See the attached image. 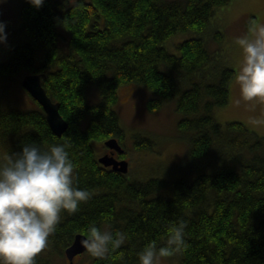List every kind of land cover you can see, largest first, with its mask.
I'll use <instances>...</instances> for the list:
<instances>
[{"label":"trees","instance_id":"obj_1","mask_svg":"<svg viewBox=\"0 0 264 264\" xmlns=\"http://www.w3.org/2000/svg\"><path fill=\"white\" fill-rule=\"evenodd\" d=\"M69 2L45 0L37 8L25 0L22 40L0 61V150L9 156L26 143L46 148L66 142L79 187L92 192L75 213L62 215L52 244L65 254L96 222L124 231L127 239L93 264H138L144 245L163 242L169 222L183 219L188 246L179 254L181 264H264V138L242 123L222 125L214 117L229 102L235 72L226 67L218 82H195L180 92L178 76L191 83L210 70L213 57L200 37L180 43L179 54L164 47L177 33L205 31L230 0ZM33 74L45 75L43 87L61 104L69 124L61 137L31 96L32 109L13 101L23 77ZM129 84L152 93V112L178 97L179 128L189 133L190 149L187 171L173 182L136 180L130 170L123 174L98 161L93 142L117 139L125 148L128 133L114 107L119 88ZM92 91L100 102H90ZM152 147L149 138L135 135V150Z\"/></svg>","mask_w":264,"mask_h":264},{"label":"clouds","instance_id":"obj_2","mask_svg":"<svg viewBox=\"0 0 264 264\" xmlns=\"http://www.w3.org/2000/svg\"><path fill=\"white\" fill-rule=\"evenodd\" d=\"M40 8L45 0H29ZM3 3V0H0ZM7 24L0 20V43L7 42ZM253 37V38H250ZM235 43L243 60L235 80L248 105L264 104V25L250 20L248 34ZM239 102V101H238ZM264 125V112L252 117ZM70 144L53 143L42 147L32 142L0 160V264H37V257L49 243L62 215L75 213L92 192L79 187ZM187 221H170L163 242L152 240L137 253L138 264H162L187 248ZM119 229L103 228L92 222L81 244L92 257L106 259L126 242Z\"/></svg>","mask_w":264,"mask_h":264},{"label":"rangeland","instance_id":"obj_3","mask_svg":"<svg viewBox=\"0 0 264 264\" xmlns=\"http://www.w3.org/2000/svg\"><path fill=\"white\" fill-rule=\"evenodd\" d=\"M69 1V0H66ZM78 0H71L73 4ZM89 2L90 0H85ZM166 2H184L185 0H165ZM25 0H3L0 3V20L6 22L7 42L0 43V61L9 59L12 48L22 40L21 10ZM235 11V12H234ZM256 20L257 26L264 25V0H230V3L216 11L205 31L181 32L170 38L164 47L173 54H179L178 45L191 38H202L213 57L211 68L206 73L198 74L192 82L178 76L180 92L190 88L195 82L205 85L219 81L221 70L228 67L239 71L243 53L235 43L238 36L248 34L250 20ZM253 38V37H250ZM166 69L163 67V71ZM98 92V91H97ZM230 98L224 107L214 110L216 121L222 125L239 122L251 131L264 138V125L252 123V117L264 112V104L249 106L240 95L239 85L235 75L229 86ZM97 100L95 91L91 92V103ZM118 102L114 109L120 116L121 124L127 130L125 138V157L130 162V175L136 180L148 181L158 178L173 182L187 171V158L190 149V136L180 130L179 122L183 115L177 111L178 97L165 104L157 111H150L148 100L153 96L144 86L129 84L118 90ZM97 100V101H96ZM14 103L21 109L35 108V103L22 84L18 86L13 96ZM239 101V102H238ZM135 135L149 138L153 142L152 149L135 150ZM96 154L101 157L107 150L100 142H93ZM7 157L0 150V160ZM104 228H109L105 226ZM96 258L87 251L78 255L74 264H93ZM39 264H70L64 252L52 244L49 239L48 247L38 255ZM162 264H181L180 255L165 259Z\"/></svg>","mask_w":264,"mask_h":264},{"label":"water","instance_id":"obj_4","mask_svg":"<svg viewBox=\"0 0 264 264\" xmlns=\"http://www.w3.org/2000/svg\"><path fill=\"white\" fill-rule=\"evenodd\" d=\"M44 76V74L26 75L22 80V86L31 97L42 106L50 128L55 135L61 137L68 130L69 124L60 113L61 104L54 102L43 87L42 78ZM105 146L111 150L117 151L119 154H124L125 152L117 139L107 140ZM98 161L102 165L112 167L114 170L123 174L129 171V163L126 160L117 161L114 157L105 155L99 158ZM85 238V235L78 234L72 245L66 249V257L71 264H74V259L78 255L87 251L81 244V240Z\"/></svg>","mask_w":264,"mask_h":264},{"label":"flooded vegetation","instance_id":"obj_5","mask_svg":"<svg viewBox=\"0 0 264 264\" xmlns=\"http://www.w3.org/2000/svg\"><path fill=\"white\" fill-rule=\"evenodd\" d=\"M105 155H109L111 157H114L118 161H123L124 159H126V158H123L124 157V154L123 155L122 154L120 155L118 152L112 151L110 149H107L106 152L102 156H105ZM129 170H130V168H129Z\"/></svg>","mask_w":264,"mask_h":264},{"label":"bare ground","instance_id":"obj_6","mask_svg":"<svg viewBox=\"0 0 264 264\" xmlns=\"http://www.w3.org/2000/svg\"><path fill=\"white\" fill-rule=\"evenodd\" d=\"M220 6V5H219ZM235 12V11H234ZM215 13V12H214ZM230 69V68H229ZM24 78V77H23ZM9 106V105H8ZM14 107H16L15 105H14ZM4 108V107H3ZM18 108V107H17ZM80 233V232H79Z\"/></svg>","mask_w":264,"mask_h":264}]
</instances>
